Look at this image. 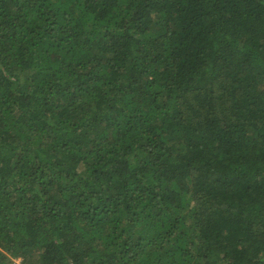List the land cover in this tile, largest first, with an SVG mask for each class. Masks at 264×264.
Wrapping results in <instances>:
<instances>
[{
    "label": "trees",
    "instance_id": "trees-1",
    "mask_svg": "<svg viewBox=\"0 0 264 264\" xmlns=\"http://www.w3.org/2000/svg\"><path fill=\"white\" fill-rule=\"evenodd\" d=\"M264 264V0H0V264Z\"/></svg>",
    "mask_w": 264,
    "mask_h": 264
},
{
    "label": "rangeland",
    "instance_id": "rangeland-1",
    "mask_svg": "<svg viewBox=\"0 0 264 264\" xmlns=\"http://www.w3.org/2000/svg\"><path fill=\"white\" fill-rule=\"evenodd\" d=\"M15 263H17V264H22V259L19 258V259L15 260Z\"/></svg>",
    "mask_w": 264,
    "mask_h": 264
}]
</instances>
